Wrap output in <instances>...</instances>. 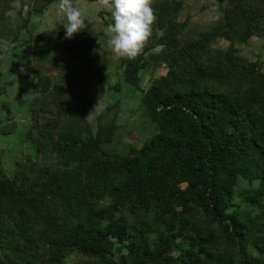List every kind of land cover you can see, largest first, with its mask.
Instances as JSON below:
<instances>
[{
	"label": "trees",
	"instance_id": "trees-1",
	"mask_svg": "<svg viewBox=\"0 0 264 264\" xmlns=\"http://www.w3.org/2000/svg\"><path fill=\"white\" fill-rule=\"evenodd\" d=\"M57 1L34 0L30 14ZM217 2L220 18L201 29L181 19L185 0H152L151 35L119 66L157 132L127 152L107 147L119 99L93 123L83 82L38 64L59 50L66 65L90 67L100 37L92 22L71 39L66 18L29 39L16 69L35 78L24 132L32 151L11 172L0 154V264H69L73 254L72 264H264V65L236 46L264 37V0ZM6 11L0 4V21ZM100 14L113 22L110 9ZM161 66L167 72L143 89L142 71ZM5 109L0 130L13 134Z\"/></svg>",
	"mask_w": 264,
	"mask_h": 264
},
{
	"label": "rangeland",
	"instance_id": "rangeland-1",
	"mask_svg": "<svg viewBox=\"0 0 264 264\" xmlns=\"http://www.w3.org/2000/svg\"><path fill=\"white\" fill-rule=\"evenodd\" d=\"M33 1L0 0V4L4 5L7 10V17L0 21V58H2L1 65L4 71L3 74L0 71V127L5 124L8 117L5 103L10 107L18 124L13 134H3L0 130V154L5 167L10 172L14 161L19 159L23 152L32 151V147L24 139V132L30 124L27 106L34 95L33 81L35 78L25 66L14 69V62L17 63L16 55L27 48L30 38H35L36 35L53 29L58 21L66 18L64 11L59 7V1L51 4L44 12L31 15ZM73 3L87 10V19L92 22L94 29L100 34L99 47L95 48L91 54L93 56L92 65L88 67L79 62H70L66 65L64 60L67 54L60 55L59 50L51 51L47 59L38 64L46 73L56 76L62 70L61 73L65 78L76 75L83 82L81 90L83 92L88 90L95 101L89 113V119L93 123L96 122L97 115L105 110L107 104L119 99L121 110L118 129L113 142L107 147L120 152H127L130 143L141 147L146 139L157 132L156 124L146 115L144 107L141 106L143 95L141 90L124 81L122 69L119 66L120 56L116 55L108 44L106 32L108 24L105 23L104 16H101L100 12L109 8L102 0H73ZM221 14V7L217 0H185L180 17L182 20L190 17L192 26L206 29L215 24ZM25 22H27L28 31L21 30ZM227 44L228 41L221 39L216 46L226 47ZM236 46L244 55L251 59H259L264 65V37L253 36L246 43L237 42ZM104 59L108 60L109 65L107 70L101 72L99 65ZM80 69L85 72H81ZM166 72L165 66L157 69L150 67L144 69L141 73L142 88L148 89L157 77ZM102 73L107 78V84L104 86L100 80ZM116 84L121 85V90L114 89ZM68 101L75 103L74 99H68ZM78 258L76 254H73L68 257L67 261L72 264Z\"/></svg>",
	"mask_w": 264,
	"mask_h": 264
},
{
	"label": "clouds",
	"instance_id": "clouds-1",
	"mask_svg": "<svg viewBox=\"0 0 264 264\" xmlns=\"http://www.w3.org/2000/svg\"><path fill=\"white\" fill-rule=\"evenodd\" d=\"M113 22L108 24V44L118 56L135 57L152 32L155 13L152 0H108ZM64 11L65 38L71 39L85 29L87 10L73 0H59Z\"/></svg>",
	"mask_w": 264,
	"mask_h": 264
},
{
	"label": "crops",
	"instance_id": "crops-1",
	"mask_svg": "<svg viewBox=\"0 0 264 264\" xmlns=\"http://www.w3.org/2000/svg\"><path fill=\"white\" fill-rule=\"evenodd\" d=\"M51 6V5H50ZM37 13H35V14H33V15H36ZM2 61V58H0V62ZM2 62L0 63V66H1V69H0V71H1V73L2 72H4L3 70H2ZM5 66V65H4ZM6 67V66H5ZM14 69H16V62H14ZM3 74V73H2ZM19 74H20V72H19Z\"/></svg>",
	"mask_w": 264,
	"mask_h": 264
}]
</instances>
